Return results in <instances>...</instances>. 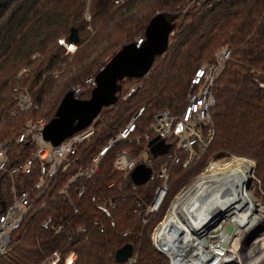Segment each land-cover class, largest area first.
<instances>
[{
    "label": "trees",
    "instance_id": "obj_1",
    "mask_svg": "<svg viewBox=\"0 0 264 264\" xmlns=\"http://www.w3.org/2000/svg\"><path fill=\"white\" fill-rule=\"evenodd\" d=\"M156 19L171 28L166 47L154 56L144 74L116 82L113 100L93 119L94 136L80 150L83 160L141 106L138 129L160 109L178 113L184 106L193 70L211 61L213 53L224 45L230 55L212 84L214 136L206 152L188 172L179 166L172 168L166 198L145 223L134 210L137 202L143 207L152 186L145 183L132 191L127 179L112 168L113 151L101 160L90 179L71 186L69 198L57 195L67 176L57 172L47 193L52 200L25 216L11 235L9 250L0 255V264H40L53 251L59 264L71 255V264H167V258L153 247L150 231L172 193L193 172L200 171L209 157L219 160L216 162L235 156L252 160L253 168L246 161L235 164L253 173L256 192L264 199V0H122L118 5L113 0H0V140L12 136L27 119L44 117L48 121L72 84H80L95 72L117 46L133 43L137 37L143 42ZM71 29L76 32V48L66 62L68 75L59 81L52 72L60 68L65 56L57 40L68 41ZM21 68L27 72L16 77ZM16 84L27 89L37 108L10 114L11 88ZM132 84L139 86L124 97ZM30 149L27 142L12 144L10 163L28 157ZM35 178L36 163L29 173L14 174V187L28 189ZM111 182L113 185L107 187ZM80 185L84 191L77 197ZM91 196L95 202L90 201ZM106 199L113 202L109 216L96 207ZM10 200V182L3 175L0 203ZM48 216L62 225L59 232L40 228L41 220ZM124 245L131 247L134 262L114 260L115 251Z\"/></svg>",
    "mask_w": 264,
    "mask_h": 264
},
{
    "label": "built area",
    "instance_id": "obj_2",
    "mask_svg": "<svg viewBox=\"0 0 264 264\" xmlns=\"http://www.w3.org/2000/svg\"><path fill=\"white\" fill-rule=\"evenodd\" d=\"M115 5L122 3L121 0H113ZM84 18L89 20L87 11ZM142 38L134 39V45L139 46ZM57 43L63 46L64 55L74 52L76 45L59 38ZM230 50L222 45L214 53L212 60L197 66L188 81L185 94V103L178 113H172L168 109H160L153 113L152 118L138 129L136 120L141 115L143 107L136 112L116 132L110 135L106 141L91 154L86 161L83 160L81 148L90 143L94 136L93 120L86 127L72 133L57 145H51L44 140L41 131L47 122L44 117L27 119L23 125L7 139L0 140V180L4 177L10 182L11 200L7 204L0 203V255H4L10 247L11 235L17 230L23 219L30 212L45 208L53 196H48L51 179L57 172L67 173L65 182L57 189V195L69 198L70 188L79 180L90 179L99 169L101 160L112 151V168L117 171L123 179H127L129 188L136 191L137 187L150 183L152 189L146 202L136 203L135 213L140 215L141 222H146V217L156 214L169 191L168 180L171 170L179 166L184 173L202 158L214 136V128L211 123L210 109L214 104L212 84L217 75L222 71L225 61L229 58ZM100 69V68H99ZM27 72V68H21L17 73L20 77ZM58 71H53L56 77ZM94 75L86 76L80 84L71 87L70 91L74 98L85 92H90L94 87ZM137 84H132L125 92L124 97L130 96ZM13 110L25 112L37 108V104L31 98L26 88L14 85L11 88ZM1 114V113H0ZM155 140L149 144L150 140ZM27 142L31 146L28 157L10 163V146ZM118 144L123 146L117 147ZM162 146V152L151 151L152 145ZM195 175L192 182L180 186L169 198V203L159 221L154 225L150 233L153 247L167 258V264H235L225 260L219 255L216 238L207 232L201 235L190 234L181 226L182 221L178 219L176 212L179 211L181 198L191 194L192 186L206 170ZM36 163V178L28 189L17 190L13 184V176L17 172L29 173L33 164ZM131 164L133 166L129 167ZM149 170L147 180L142 184H135L130 173L136 168ZM113 183H108L111 187ZM121 183L118 185L120 187ZM84 191V185H80L76 195L79 197ZM95 202L94 196L90 197ZM109 206H113L110 199L96 205L105 216H109ZM76 209L73 210L75 212ZM166 219V220H165ZM168 219L177 228L181 226L182 232L174 243L170 236H159L157 229ZM113 226V223L110 222ZM40 228L57 233L62 228L61 224L55 223L51 216L41 220ZM83 230V229H80ZM101 231V229L99 230ZM186 233V234H185ZM122 236L126 233H122ZM73 256L67 257L62 264H71ZM58 254L53 251L49 258L40 264H59ZM133 253L126 262H134Z\"/></svg>",
    "mask_w": 264,
    "mask_h": 264
},
{
    "label": "bare ground",
    "instance_id": "obj_3",
    "mask_svg": "<svg viewBox=\"0 0 264 264\" xmlns=\"http://www.w3.org/2000/svg\"><path fill=\"white\" fill-rule=\"evenodd\" d=\"M239 161L250 163L233 158L226 161V168H220L228 169ZM208 165L192 186L194 191L177 201L181 203L176 212L177 218L182 221L181 226L187 236L211 232L216 238L212 242L217 241L219 255L225 260L235 264L254 263L264 255V217L251 194V175L240 166L214 171L212 164ZM241 217L245 220H240ZM165 220L157 229V234L160 237L170 236L175 243L183 228L172 225L171 219ZM252 228L256 229L255 237L251 238V246L244 250V237L247 238Z\"/></svg>",
    "mask_w": 264,
    "mask_h": 264
},
{
    "label": "water",
    "instance_id": "obj_4",
    "mask_svg": "<svg viewBox=\"0 0 264 264\" xmlns=\"http://www.w3.org/2000/svg\"><path fill=\"white\" fill-rule=\"evenodd\" d=\"M171 28L162 20H153L145 40L139 45L134 43L121 45L120 48L94 75V87L88 98H74L71 91L65 92L57 104L54 115L44 125L41 135L51 145H57L72 133L86 127L99 113L100 109L109 104L117 90L116 82L123 78L138 77L144 74L152 64L156 54H160L167 45ZM68 42L75 43V29H71ZM155 138L150 140L151 144ZM162 146L152 145L155 154L162 152ZM149 176V170L136 167L130 178L135 184L144 183ZM230 229L229 226L226 227ZM213 232V231H212ZM223 240L221 244H223ZM132 249L124 245L114 253V260L124 263L131 256Z\"/></svg>",
    "mask_w": 264,
    "mask_h": 264
},
{
    "label": "rangeland",
    "instance_id": "obj_5",
    "mask_svg": "<svg viewBox=\"0 0 264 264\" xmlns=\"http://www.w3.org/2000/svg\"><path fill=\"white\" fill-rule=\"evenodd\" d=\"M122 1V0H121ZM144 1H146V0H144ZM114 4V3H113ZM85 19V18H84ZM89 19H90V17H89ZM86 20V19H85ZM88 21V20H87ZM171 33V32H170ZM169 33V34H170ZM120 46L121 45H119V46H117V48H116V50H115V52L120 48ZM114 52V53H115ZM113 53V54H114ZM64 54V53H63ZM112 54V55H113ZM71 55L72 54H70V55H64L65 57H64V61L63 62H60V68L59 69H57V70H55V71H58V74H57V76L56 77H54V78H56L57 80H59V81H62V80H64L65 79V77L68 75V72H67V70H68V68H66L67 66H66V62H69L70 60H71ZM112 55H106L103 59H102V61H101V64H100V67L99 68H101L109 59H110V57L112 56ZM99 68L95 71V72H93L92 74H96V72L99 70ZM19 72V71H18ZM92 74H90V75H92ZM16 77H17V75H16ZM16 85H19L20 86V84H16ZM72 86H74L73 84L70 86V89H71V87ZM22 87V86H21ZM88 94V92H85V93H83V94H81L80 96H79V99H85V98H88V96H89V94H88V96L86 97V95ZM226 156H234V155H226ZM226 156H223V157H226ZM223 157H221V158H223ZM232 158V157H231ZM235 158H240V159H245V160H247V161H249L251 164H252V168L254 167V162L252 161V160H249V159H247V158H245V157H237V156H235ZM220 159V158H219ZM212 160V162H210L209 164H212L211 166H212V169H214V171H224V170H228V169H230L231 167H233V165H237V166H239L238 164H233V165H230L229 166V168L228 169H222V168H226L227 167V162H216V161H219V160H216V158H213V157H209L207 160H206V162H205V164H204V166H203V168L200 170V171H202L203 169H204V167L206 166V164L209 162V161H211ZM223 160H226V159H223ZM213 162H216V163H213ZM209 166V165H208ZM208 166H207V168H206V170L208 169ZM213 166H214V168H213ZM220 167H222V168H220ZM241 167V166H240ZM242 168V167H241ZM244 169V168H243ZM205 170V171H206ZM253 170V169H252ZM200 171H198V172H193L192 173V175L190 176V177H188V179L186 180V181H184L180 186H182V185H184L185 183H188V181H189V183L190 182H192L193 180H194V178H195V175L196 174H198ZM204 171V172H205ZM247 171V170H246ZM248 172V171H247ZM248 173H250V172H248ZM251 174V173H250ZM253 174V173H252ZM251 174V194L253 195V197L257 200V202H258V206H259V210H260V214L264 217V199H263V196H262V194H257V192H256V184H255V182H254V178H253V175ZM180 186H178V188L180 187ZM177 188V189H178ZM177 189L174 191V193L177 191ZM172 195H173V193H172ZM169 201L170 200H168V202L165 204L166 206L168 205V203H169ZM166 206H164L162 209H161V212H160V217H162V215H163V213H164V211H165V208H166ZM244 218L243 217H241L240 218V220H242V221H244L243 220ZM159 221V220H158ZM157 221V222H158ZM156 222V223H157ZM155 223V224H156ZM154 224V225H155ZM154 227V226H153ZM151 231H152V229H151ZM151 231H150V233H151ZM255 233H256V229L255 228H252L250 231H249V233H248V235H246L247 236V238L246 237H244L245 239H244V241H245V246H244V250H247V248H249V246H251V244H252V237L254 236L255 237ZM241 236V235H240ZM152 243V242H151ZM156 250V249H155ZM157 251V250H156ZM160 253V252H159ZM262 258V259H261ZM264 260V255H262L256 262H254V263H244V262H242V264H260L261 263V261H263ZM241 264V263H240Z\"/></svg>",
    "mask_w": 264,
    "mask_h": 264
},
{
    "label": "clouds",
    "instance_id": "obj_6",
    "mask_svg": "<svg viewBox=\"0 0 264 264\" xmlns=\"http://www.w3.org/2000/svg\"><path fill=\"white\" fill-rule=\"evenodd\" d=\"M128 166L131 167V166H133V165L129 164Z\"/></svg>",
    "mask_w": 264,
    "mask_h": 264
}]
</instances>
